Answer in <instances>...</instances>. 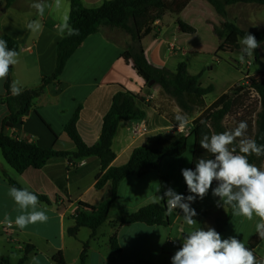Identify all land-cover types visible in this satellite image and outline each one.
<instances>
[{
  "label": "crops",
  "instance_id": "crops-1",
  "mask_svg": "<svg viewBox=\"0 0 264 264\" xmlns=\"http://www.w3.org/2000/svg\"><path fill=\"white\" fill-rule=\"evenodd\" d=\"M79 1L86 9H97L106 0ZM35 2L37 0H15L5 7V1L0 0V36L10 37L19 46V63L10 66V86L15 80L22 87L21 93L41 89L27 114L7 128L3 126L4 119L9 115L5 100L10 99L15 105L17 95L12 94L11 88L7 94L6 79L0 80V132L34 143L41 149L74 152L75 146L64 132L65 124L78 110L77 131L87 145L94 144L99 138L102 119L110 109L112 97L121 88L141 98L139 107L145 112V117L139 121L119 123L112 142L115 153L113 166L126 164L135 148L145 145L156 135L169 134L173 127L178 126L175 116L184 113L171 98L162 94L158 85L146 84L137 74L125 48L127 36L119 30L99 28L75 50L57 80L43 85L42 80L49 78L55 70L57 45L66 34L63 37L58 35L56 26L68 19L69 0H59L58 6L57 0H45L51 7L45 9L42 17L31 7ZM224 12V15L218 14L206 0H191L180 13H166L158 20H153L154 13L147 9L134 21L139 33L143 32L147 22L150 23L151 32L141 40L146 60L155 68L174 72L177 64L183 62L179 58L185 56L181 53H184L182 49L176 48L179 38L192 39L201 45L232 44L242 37L232 35L225 25L249 32L264 31V5L235 4L225 6ZM32 20L40 21L42 32L27 28ZM261 47L257 48V52L262 50ZM177 51L181 54H177ZM171 62V66L175 67H169ZM250 76L256 77L254 83L264 81V71H260L245 76L246 86L250 84ZM245 94L254 104L251 116H244L239 111L240 115L232 116L234 101ZM220 96L208 103L205 97L206 108ZM248 108L245 106L240 111ZM259 111L258 94L244 87L233 99L231 109L223 119L225 131L235 128L240 121H246V135L253 139ZM201 112L193 109L191 117L184 114L190 121L186 128H192V121ZM135 127L140 130V135L133 134ZM188 141L185 153L180 158L163 159L158 172L128 177L120 182L109 218L97 229L93 239H90L91 231L87 228H81L76 237L69 236L67 230L74 226L73 216L80 203L96 207L108 196L109 185L99 191L94 187L100 173V162L96 157L76 161L70 157H54L41 169L29 168L19 175L5 163L0 151V221H3L5 213L13 221L20 214L16 203L7 195L11 187L7 177L22 188L45 196L50 202L38 204V210L45 211L48 216L46 222L38 221L23 230L13 223L7 231L2 229L3 223H0V258L8 257L11 264H17L25 246L29 245L34 250L28 255L26 264H33V256L38 258L39 264H56L52 257L57 253H61L64 264H79L83 243L89 242L85 264H163L170 261L182 246L183 235L199 227L206 230L211 226L215 229L216 219L227 214L228 210L217 206L218 198L212 195L211 189L203 199L197 197L191 204L197 213L194 217L197 224H185L182 211L176 209L168 214L167 227L135 223L116 228L119 253L112 251L109 241L115 232L113 221L117 216L156 203L160 195V177H166L168 187L177 193L190 195L181 172V169L191 168L194 139L190 137ZM258 221L259 218L255 216L248 220L244 216L231 214L220 234L222 238L236 237L260 258L264 256V240L256 234Z\"/></svg>",
  "mask_w": 264,
  "mask_h": 264
},
{
  "label": "trees",
  "instance_id": "trees-1",
  "mask_svg": "<svg viewBox=\"0 0 264 264\" xmlns=\"http://www.w3.org/2000/svg\"><path fill=\"white\" fill-rule=\"evenodd\" d=\"M15 0H5V7H9ZM191 0H106L97 9H86L79 0H69L68 23L71 27L79 29L78 35L65 36L58 42L56 65L53 74L49 78L42 80L43 85L51 80H57L62 73L66 62L85 39L95 34L99 28L107 27L116 29L129 35L133 45L127 49L131 63L137 74L146 84L153 82L158 85L161 92L171 98L184 114H190L193 109L202 110L201 114L192 121V131L190 136L159 134L150 138L143 146L135 148L126 164L115 167L112 162L115 153L112 150V142L121 121H139L144 119L145 112L139 107L141 98L131 92L121 88L113 97L109 111L102 119L101 132L98 140L87 145L79 135L76 123L78 120V110L65 124L64 132L75 146V151L55 152L39 148L36 144L21 140L15 136H6L0 132V151L5 163L17 174H22L31 168L39 170L54 157H70L72 160H80L88 157H96L100 162V173L96 177L95 190L99 191L106 185L110 186L108 196L96 207L87 204H79L73 216L74 226L67 230V234L76 237L81 228L91 231L90 239L96 235L97 229L104 224L114 205L119 184L128 177H142L149 172H158L160 163L165 158H180L186 151L188 138L194 139V149L192 155L191 169H195L197 160L201 157L209 158L199 144V140L204 135L211 136L224 132L223 119L230 111L233 99L244 89L249 87L254 90L260 99V111L256 115V132L254 140L258 145H264V81L250 83L248 86H232L226 93L218 97L209 107L205 106V97L214 90L212 85L202 87L199 84L200 75H191L188 72L185 62H179L174 72L167 69H159L150 65L145 58L141 40L150 32V23H146L142 33L137 31L134 20L145 13L147 9L154 12L153 20L161 19L166 14L180 13ZM214 7L216 12L224 15V7L235 4H257L264 5V0H206ZM153 22V21H151ZM225 28L232 35L237 34L244 37L247 33L255 36L260 47L264 45V31L249 32L240 30L233 25H225ZM0 39L7 41L9 49L19 52L16 41L8 36L2 35ZM254 63L260 65L257 49L253 52ZM5 91H10L9 75L5 81ZM41 93V89L29 90L20 93L15 97V105L10 99L5 100L9 115L4 119L3 126L10 128L18 122L20 117L27 114L31 102ZM249 162L257 167L264 166V156H249ZM11 186L22 188L18 183L7 177ZM216 181L213 186L216 187ZM169 181L166 177H160V195L166 191ZM33 193V192H32ZM35 194V193H34ZM38 196L39 202L50 204L45 196ZM218 198V197H217ZM219 200V198H218ZM225 217L217 218L215 230L220 233L227 225L232 210L227 209ZM144 224L146 226L169 225V217L165 206V201L161 203L148 204L127 215L117 216L114 221L115 232L110 238V246L113 252L119 253L120 247L116 238V228L126 224ZM184 236V235H183ZM34 250L33 246H25L22 258L17 264H26L28 255ZM89 250V242L83 243L79 257V264H85ZM56 264H64L61 253L52 257ZM0 264H11L8 257H1ZM163 264H172V261Z\"/></svg>",
  "mask_w": 264,
  "mask_h": 264
},
{
  "label": "clouds",
  "instance_id": "clouds-1",
  "mask_svg": "<svg viewBox=\"0 0 264 264\" xmlns=\"http://www.w3.org/2000/svg\"><path fill=\"white\" fill-rule=\"evenodd\" d=\"M59 0H57L58 6ZM38 16H43L45 9L51 5L45 0H37L31 5ZM27 28L33 32H42L43 25L39 20L29 21ZM61 37L78 35L79 29L71 27L68 19L56 26ZM242 45L238 59L244 62L245 57L252 56L255 49L260 47L255 36L247 33L240 39ZM19 63V53L9 49L7 41L0 39V80L9 75L10 66ZM13 95L22 91L19 81H13L11 86ZM175 120L178 128L183 129L190 123L184 114H177ZM247 122L240 121L235 128L221 133L204 135L199 144L209 158L201 157L195 164V169H181L182 176L190 195L184 196L168 187L163 195H159L156 203L166 201L168 214L176 209L183 213V222L189 226L197 224L194 217L197 215L191 204L196 198L203 199L211 189L212 195L218 197V207L232 210L236 216H244L248 220L258 217L255 225L256 234L264 240V167H257L249 162V156H264V145L246 135ZM216 181V187H212ZM7 195L12 198L19 208L20 214L15 220L5 213L3 223L12 227L13 223L21 230L36 222H46L48 216L45 211L38 210V196L27 188H8ZM33 264H39L38 258L32 257ZM172 264H264V256L257 258L252 249L245 243L231 236L222 238L213 227L196 228L182 238V246L171 258Z\"/></svg>",
  "mask_w": 264,
  "mask_h": 264
},
{
  "label": "rangeland",
  "instance_id": "rangeland-1",
  "mask_svg": "<svg viewBox=\"0 0 264 264\" xmlns=\"http://www.w3.org/2000/svg\"><path fill=\"white\" fill-rule=\"evenodd\" d=\"M119 32L125 34L120 30ZM126 36L127 37L125 38L127 39L125 40L127 41L125 43V48L128 49L133 45V42L129 35L126 34ZM241 47L240 39L232 44L216 43L201 45L197 44L195 40L192 39H188L187 41L185 38H179L176 48L180 50L182 49L184 53H181L185 55L183 58H179V60L186 63L189 74L200 75L198 81L202 87L212 85L214 88L213 92L206 96L207 103L220 94L222 95L226 93V91L232 86L246 85V82L244 81L245 76L264 71V46L261 47V51H258V57L261 61L260 65L254 63V54L250 57L246 56L244 62H241L238 59ZM176 53L181 54L180 51H177ZM171 65L172 62L169 67H175ZM255 80L256 77L250 76V83H254ZM245 106H249V108L240 111V109L242 110ZM253 110V101L249 99L248 94H245L236 98L234 101L232 116L240 115L241 113L244 116L249 117ZM238 111L240 113H238ZM186 115L191 117L193 114L190 113ZM190 142L191 141L189 140L188 143ZM225 216L226 214H223L221 218Z\"/></svg>",
  "mask_w": 264,
  "mask_h": 264
},
{
  "label": "built area",
  "instance_id": "built-area-1",
  "mask_svg": "<svg viewBox=\"0 0 264 264\" xmlns=\"http://www.w3.org/2000/svg\"><path fill=\"white\" fill-rule=\"evenodd\" d=\"M172 50L174 51V47H172ZM191 131H192V128H190V129H188V128L180 129V128H178V126H175V127H173V128L171 129V131H170L169 134H171V135H184L185 137H188V136H190ZM133 134L137 136V135H140L141 132H140V130H139L137 127H135V128L133 129ZM12 226H13V225H12ZM8 228H9V227H8L7 225H5V224L2 225V229H3L4 231H7ZM171 244H172V245H175L174 242H171Z\"/></svg>",
  "mask_w": 264,
  "mask_h": 264
},
{
  "label": "water",
  "instance_id": "water-1",
  "mask_svg": "<svg viewBox=\"0 0 264 264\" xmlns=\"http://www.w3.org/2000/svg\"><path fill=\"white\" fill-rule=\"evenodd\" d=\"M153 84V82H150V85H152Z\"/></svg>",
  "mask_w": 264,
  "mask_h": 264
}]
</instances>
